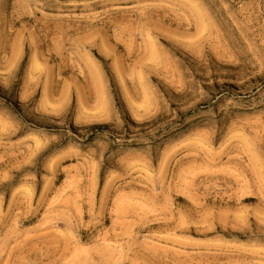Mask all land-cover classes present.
Segmentation results:
<instances>
[{"label": "rangeland", "instance_id": "rangeland-1", "mask_svg": "<svg viewBox=\"0 0 264 264\" xmlns=\"http://www.w3.org/2000/svg\"><path fill=\"white\" fill-rule=\"evenodd\" d=\"M0 264H264V0H0Z\"/></svg>", "mask_w": 264, "mask_h": 264}]
</instances>
